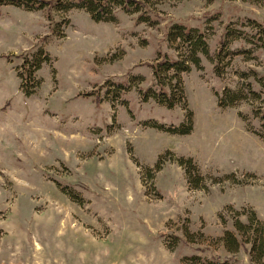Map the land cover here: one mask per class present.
I'll return each mask as SVG.
<instances>
[{"label":"rangeland","instance_id":"rangeland-1","mask_svg":"<svg viewBox=\"0 0 264 264\" xmlns=\"http://www.w3.org/2000/svg\"><path fill=\"white\" fill-rule=\"evenodd\" d=\"M151 1L154 24L121 11L95 22L83 9L0 5V264H188L213 254L258 263L264 126L252 112L264 92L253 95L248 82L253 70L264 74V49L233 42L223 78L201 56V69L181 73L185 101L171 87L173 107L152 95L149 63L180 56L165 37L175 22L204 31L213 57L227 27L264 28V0ZM41 48L51 62L32 72L39 85L25 96L22 60ZM223 87L244 98L220 107ZM188 112V134L152 126L181 127ZM236 219L247 226L232 254L222 237L236 233ZM254 229L263 238L250 261Z\"/></svg>","mask_w":264,"mask_h":264},{"label":"trees","instance_id":"trees-1","mask_svg":"<svg viewBox=\"0 0 264 264\" xmlns=\"http://www.w3.org/2000/svg\"><path fill=\"white\" fill-rule=\"evenodd\" d=\"M151 0H0V5H12L21 7L25 10H46L54 8L55 11H68L72 8L85 10L89 17L95 22H113L116 20L117 12L121 11L128 14H136L137 22H145L148 24H154L156 19L155 5L151 3ZM51 14L48 11L46 18L50 19ZM243 25V24H241ZM251 28H256L255 33H247L244 30L236 27H227L219 41V46L214 53L213 57L209 55V44L204 31L199 28L187 26L183 23H173L166 33V40L177 51L181 48L180 56L171 57L165 53L164 56L155 63H149L152 67V75L155 85L157 87L156 92H152V95L158 96V102L161 104H167L169 107H173L175 104H180V99L175 97V93L171 87H178L179 94L184 97L182 77L181 73H185L191 70V66L196 69H201L200 61L201 56H206L213 61V73L218 78H223L224 64L223 58L228 54H232L231 45L235 41L248 42L249 44H255L259 48L264 49V28L258 24H250ZM32 56L23 57L22 70L19 71V76L22 79L21 90L25 96H30L35 93L39 84L38 80L32 79V72H36L40 69L43 61L50 63L51 56L44 49H39L34 59ZM35 64V65H34ZM34 67V68H31ZM254 71V72H253ZM252 71V79L248 82V88L250 92L259 96L264 92V74L258 71ZM152 91V89H150ZM217 96V103L220 107H233L244 97L238 91H233L228 87H223L222 93L215 91ZM185 101V97L183 99ZM258 111V113H257ZM251 114V111H250ZM259 122L264 126V107L256 110ZM192 113L188 112L187 118L181 127L167 126L163 124L153 123L152 126L158 129H164V131L176 134H188L193 127ZM246 118V117H245ZM243 117V119L245 120ZM255 132V131H253ZM177 162L184 166L189 172V168L195 170V164L190 157L180 156L177 158ZM198 177L192 179L194 185L198 186ZM255 212L252 211L254 215ZM248 223H251V217L249 216ZM254 217L252 216V219ZM234 227L236 233L231 231H225L222 240L224 241L225 248L228 252L235 254L238 251L239 245L242 239H239L240 232L243 228H246V223H241L238 219L234 220ZM187 235H189L187 233ZM164 236V234H162ZM257 231L254 229L250 236V251L248 253L250 261H253L251 250L255 249V246L259 240ZM179 237H175L178 240ZM177 241H170L168 243L169 248H175ZM257 248V247H256ZM264 245L260 247L261 251H258L257 264L261 263V258L264 256L262 251ZM188 264H229V259L220 257L218 255H211L210 257H201L198 255L186 256Z\"/></svg>","mask_w":264,"mask_h":264}]
</instances>
